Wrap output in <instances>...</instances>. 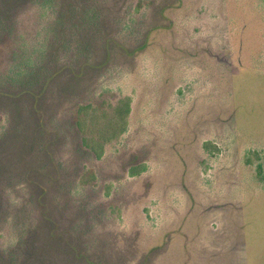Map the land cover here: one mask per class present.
I'll return each instance as SVG.
<instances>
[{
    "label": "rangeland",
    "instance_id": "1",
    "mask_svg": "<svg viewBox=\"0 0 264 264\" xmlns=\"http://www.w3.org/2000/svg\"><path fill=\"white\" fill-rule=\"evenodd\" d=\"M0 264H264V0H0Z\"/></svg>",
    "mask_w": 264,
    "mask_h": 264
},
{
    "label": "trees",
    "instance_id": "2",
    "mask_svg": "<svg viewBox=\"0 0 264 264\" xmlns=\"http://www.w3.org/2000/svg\"><path fill=\"white\" fill-rule=\"evenodd\" d=\"M93 17H94L95 20L98 19L95 14H93ZM82 109L83 108H80L79 111L77 112L76 125L78 127H80V124H81V123H79V114H80V112H81ZM122 112H123L122 113L123 114V117H122L123 127H122L121 131H124V128L126 126L127 117H128L129 112H130L129 100H126L124 102V109L122 110ZM78 130H79V128H78ZM81 143H82V145L84 147L89 148L93 153H95V155H96L97 158H100L101 157V153L102 152L101 151L98 152V151L95 150V148L91 147V144L89 143V141H88V139L86 137H84V136L82 137ZM130 174H131V176H136L138 173L133 169V170H131ZM88 175H89L90 178L94 179V174L92 173V171H89V174ZM81 181L82 182H86L83 178L81 179Z\"/></svg>",
    "mask_w": 264,
    "mask_h": 264
}]
</instances>
